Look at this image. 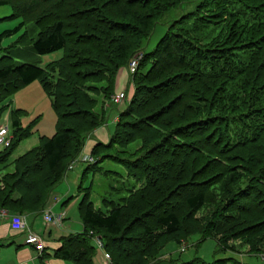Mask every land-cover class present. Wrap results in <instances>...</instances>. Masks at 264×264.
<instances>
[{
  "label": "trees",
  "instance_id": "obj_1",
  "mask_svg": "<svg viewBox=\"0 0 264 264\" xmlns=\"http://www.w3.org/2000/svg\"><path fill=\"white\" fill-rule=\"evenodd\" d=\"M174 1L0 0V6L11 8V14L0 18V21L19 19L16 26L0 29V114L10 96L38 81L50 98L56 115V131L51 137L40 136L38 144L9 160L15 145L31 135L30 128L21 125L20 116L24 110L11 109L13 132L10 144L4 148L0 147V168L3 169L0 177L1 208L10 213H28L44 209L46 201L62 181L67 164L80 152L87 135L109 119V115L105 113L108 110L106 103H111V94L116 93L114 86L119 69L127 66L135 51L139 49L135 47L146 43L163 12ZM252 1L244 0L242 5L247 10L261 11V21L242 32L250 34V41L254 42L250 48L256 47L261 54L264 53V1L257 0L259 3L256 5ZM202 2L203 0H200V7ZM192 12L187 13L185 17H194ZM31 24L38 31L36 36L27 38V28ZM171 25L151 50L144 51L132 77L131 101L126 109L120 111L109 140L106 143L98 141L92 149V154L97 159L94 164L99 160L114 161L119 164V170L113 171L114 173L130 165L132 175H127L135 181L147 176V171L156 169L157 175L162 179V186L156 185L157 180L152 176H147L146 184L142 188L136 187L138 189L134 196L132 194L135 191L126 188V195L120 196L118 201L104 197L102 200H108L106 204L110 207L106 210L95 207L87 192L90 187L85 188L77 206L84 229L80 233L63 237L61 247L55 252L56 256L73 259L79 264H92L95 247L91 244L89 232H100L103 234V247L112 258L110 264H126L128 261L132 262V259L143 264H175L176 261L171 258L163 257V249L169 243L178 244L182 240L180 237L188 236L189 233L182 235L183 217L179 210L170 205L174 203L173 198H177V202L183 203L192 212H197L208 202L215 207L210 220L203 223V229L194 232L201 235L200 241L207 238L216 239L221 251L235 249L229 244L233 236L225 229H220L228 223L236 222L231 225L229 232L236 233L237 238H240L237 233L243 229L256 233L264 227V151L261 155L255 153L248 159L238 156L240 159L237 161L245 160L246 164L240 167L237 164L230 166L237 158L231 154L232 150L248 145H253L257 150L264 149V141L261 142L264 139V126L257 129L249 118L242 117L238 120L241 115L239 113L216 111L197 98L202 93L199 87H195L196 93L193 95L197 99L194 98L193 104L185 102L181 105V100L186 99L184 96L189 98V95L180 92L165 105L160 104L156 110H152L164 98L179 89L175 81L187 77L188 82L197 79L199 73H196L195 65H205L206 60L211 57L209 50L195 49L192 46L197 56L196 61H191V56L185 61V68L180 74H176L174 79H160L163 76L162 67L158 66L160 57L165 55L167 60H170L171 50L176 51L172 43L177 33L172 30ZM19 31L21 33L15 44L2 46L4 38ZM177 42L182 44L184 50H188L187 41ZM18 43L31 46L36 55L58 50H63V54L59 59L42 67L36 63L21 61L14 56L10 47ZM238 43L240 42L232 44L236 47ZM226 55L230 57L227 53ZM258 57L256 55V58ZM177 61L182 63L184 58L181 56ZM259 63L263 66L264 59ZM208 69L206 65L205 73L209 72ZM263 71L261 70V73ZM97 77L99 78L95 79ZM104 77L107 78L105 85L102 84ZM165 86L169 89L164 90ZM189 86L192 89L193 84ZM242 103L243 101L237 106L245 108ZM221 104L223 106L225 102ZM180 105L182 111L176 112V122H173L172 118L165 119L167 113L170 114ZM189 113L194 117H186ZM246 115L242 113V116ZM192 127L197 128L190 129ZM150 128H153L152 137H155L144 144L145 149H139L133 154L126 150L120 151L119 147L131 145L138 139V135L146 133ZM157 150L159 152H156ZM161 157L167 159L154 166L149 162ZM189 158L194 159L190 164L187 163ZM200 160L204 161L201 164L203 169L196 175L193 172ZM178 161L180 170H175ZM91 165L92 163L88 162L87 166ZM165 166H168L167 176L160 171ZM220 167L224 168L220 171V176L228 174L224 180L226 185L222 187L223 194L219 199L208 200L215 184H204L197 178L210 173L212 168ZM27 177L29 180L25 182ZM174 182L177 184L172 187ZM81 185L82 182L78 186L79 189ZM200 186H203V189ZM121 202L123 206L127 205V213L134 212L129 221L126 219L128 214L125 216V211L119 206ZM150 222H153L152 225ZM171 235H176L174 240L163 241L164 237ZM246 237L252 239L253 234ZM245 242L251 245L250 240ZM221 246L224 249H221ZM230 260L231 258H222L206 262L195 256L182 264H227ZM257 264H264V259Z\"/></svg>",
  "mask_w": 264,
  "mask_h": 264
},
{
  "label": "rangeland",
  "instance_id": "obj_2",
  "mask_svg": "<svg viewBox=\"0 0 264 264\" xmlns=\"http://www.w3.org/2000/svg\"><path fill=\"white\" fill-rule=\"evenodd\" d=\"M230 1L203 0L201 4L202 7H200V0H175L170 5L171 7L169 6V8L163 12V15L155 25L152 33L149 35V39L146 40V43L144 42L141 47L139 45L135 47V49L138 47L139 49L135 51L127 66L123 68L126 71V80L124 86L122 89L116 91L124 92L125 96L120 104H117L113 101H111V103H106V107H108V110H106L105 113L109 115L110 112L109 119H107V121L99 127L107 126L110 127L111 130L113 129L114 124L119 119L120 111L126 109L127 105L131 101L133 95L132 77L137 70L138 64L143 57L144 51H149L156 45V43L171 25V23H173V25H171L172 30L177 33L172 43L176 51L171 50L170 54L172 55V58L170 60H167L165 55H162L160 57L158 66L162 67L163 72V76H161L160 79H174V77H176L175 75L178 73L180 74L182 72L181 70L185 68V61L188 60L189 57L192 56L191 61H196L197 56L195 55V51L193 50L192 46L195 49L198 48L201 50H209L208 52L211 54V57L206 60L205 65L204 63H201L202 65H200V67L198 64L195 65L197 69L196 73H199L197 79L194 78V81L188 82L187 77L182 80L179 79L178 81H175L176 86H179V89L171 93V95H169L168 97L164 98L162 102L157 104L152 110H156L160 106V104L165 105L174 96L180 94V92H185L189 95V98H187V96H184V98H186L187 100H181V105L185 104V102L193 104L195 103L194 100L199 98V100H202V102H204L205 104L211 106L212 108H215L216 111L221 110L222 112H229L230 114H232V112L241 114L238 120H241L242 117L251 119L252 123H250L253 126H256L257 129H259V126H264V71L263 73H261V70H264V65L262 66V64L259 63L262 61V59H264V53L261 52V54H259V51L256 49V47H254L253 49L250 48L251 43L254 42L250 41V34L246 35L244 32H242L245 29L249 30L250 28L254 27V25L256 26V22L261 21L259 19L261 17V11L254 12L245 9L242 5L244 0ZM233 1H235V3ZM252 3L256 5L257 3H259V1L253 0ZM191 11H193L192 14H195V16L192 17V15H188L189 17H185L187 16L186 14ZM230 12H233V14H230ZM9 14H11V8L9 6H0V18L8 16ZM18 21L19 19L0 21V29L2 30L6 28H12L17 25ZM27 31L28 33L25 37L32 38L36 36L38 30L31 24L27 28ZM20 33L21 31L10 37L4 38L2 41V46L11 45L13 43L15 44V41L17 40ZM176 39L182 40L183 42L187 41L186 44H188L189 46V51L184 50L182 44L177 42ZM233 42L240 43H238L235 47L232 44ZM10 50L12 51V54L21 61L36 63L42 67H45L51 61L59 59L63 54V50H58L49 54L36 55L31 50V46L20 43H18V45L16 46H11ZM179 53L182 54L179 55ZM226 53L230 57H228ZM256 55H258L259 57L256 58ZM181 56L184 58V61L182 63H178L177 60ZM225 56L227 57L225 58ZM133 59H136L137 64L135 71L131 73L129 65L131 63V60ZM206 65L209 67L208 73H205L204 71ZM212 65L214 66L212 67ZM98 78L99 77L95 79ZM106 79L107 78L104 77V79L102 80L103 85L107 84ZM189 84H193L192 89ZM195 87H199L202 90V93L197 98L193 95L196 93ZM163 89L165 90L169 88L165 86L163 87ZM113 94H111V97ZM241 101H243L242 104L245 108L237 106V104L241 103ZM224 102L225 105L222 106L221 103ZM4 105H6V107L0 114V125L8 126L10 136H12L13 132L10 120L11 109L24 110V112L21 113L20 116L21 125L22 127L30 128L31 131L30 136L20 140L15 145V147L12 149L9 160L14 159L15 157L25 152L27 149L38 144L40 136L51 137L55 133L56 115L51 106L50 98L43 91L38 81H34V83H32L31 85L15 92L6 100ZM181 105L176 106L175 109L170 112V114L167 113L168 115L165 117V119L172 118L174 122V116L176 115V112L182 111ZM242 113L247 115L242 116ZM186 117L193 118L194 116L193 114L189 113V115H187ZM197 127H192L190 129H195ZM96 130L98 129L91 131L87 135L82 149L73 159L69 161L62 178L63 180L67 172H72L73 175H77V180L75 182H70V190H68L69 195H67V197L65 198L67 199L69 196H75L74 198L71 197V199L73 200H70V202H66L68 217H71L72 220L78 218L76 208L78 203L82 199L85 188L87 187H90L87 192L90 195V199L94 203L95 207L101 208V210H106L110 207H108L109 204H106L108 200H102L104 197H106L107 199L111 198V200L113 201H118V198L120 196L126 195V188L133 189V192L135 191V193L132 195L134 196L136 194V190L140 187L142 188L146 184L147 178L150 176L157 180L156 185L162 186V179L159 177V175H157L156 169L150 172L147 171L149 174H147L148 177L144 176L141 177L140 181H135L133 177L128 176L129 174L132 175L130 165L125 166V169H121L122 171L114 173L113 171L119 170V164L114 161L111 162L109 160H99L98 163L94 164V162H96L97 160L92 154L94 145L98 141L106 143L109 140V137H106V139L104 138V140L97 139L98 134ZM153 132V128H150L146 133L138 135V139H136V141L131 145L119 147L120 151L126 150V152L129 151L131 154H133L139 149H145L146 147H144V144L147 142L149 143V141L152 140L153 137H155H152ZM143 138H146L147 140L143 141ZM263 141L264 139L261 140V142ZM249 146L250 145L231 151L233 152L231 154L236 155L237 158H235L233 163H230V166H235L234 164H237L240 167L246 164L245 160H243L242 162L237 161L238 159H240L238 156H241L244 159H248L250 157L252 158L255 153L261 155V152L264 151V149H254L253 145H251L250 147ZM156 152H159V150H157ZM166 159V157H161V159L157 158L156 160H149V162L153 164L152 166H154L155 164L157 165L161 160ZM191 160L192 162L194 161L193 158H189V161L187 160V163L190 164ZM88 162L92 163V165L87 166ZM179 162L180 161H178V165L175 166V170L176 168L180 170L178 168L180 164ZM203 162V160L199 161V163L196 165L197 168L193 173H196V175L200 174L201 170L203 169V165H201L203 164ZM166 167L168 166L160 169V171L163 173V175L167 176L168 169ZM223 169V167L222 169L221 167L220 169L212 168V171H210V173L200 175L197 178L199 182H204V184H207L208 182H210L211 184L213 182V185L215 184L213 190L210 191L211 193L209 194L210 196H208V200H212L211 198H213V200L219 199L223 194L222 187L226 185L224 183V180L226 176H228V174L220 176V171ZM2 170L3 169L0 168V177L3 174ZM110 172L114 174L111 175L109 174ZM189 175L187 177H189ZM28 180L29 177L25 179V182H27ZM81 182L82 185L79 189L78 186ZM62 183L66 184L65 180ZM175 183L177 184V182L172 183V187ZM136 187L138 188L136 189ZM200 187L203 189V186ZM55 188H57V186ZM51 199H54L53 192L46 201L45 206L48 205ZM177 200V198H173L172 202L174 203L170 205L173 206L174 209H177L180 213H182L180 214L183 217L182 235L186 233L189 234H187L188 236L180 237V240H182L178 244L169 243L168 245H166V247L163 249V253H165V255L163 256L164 258H171L173 261H176L175 264H182L183 262H187L193 259L195 256H199L206 262H211L215 259L231 258V260L227 264H257L261 262V259H264V227L261 228L260 231H256V233H254L255 231L252 230L245 231L243 229L237 233V235L240 236V238H237L236 233L234 234L229 232L231 225H234V223L236 222L228 223L227 226H224V228L221 227L220 229L222 231L225 229L230 236H233L232 240L229 241V244H231L235 249H233V251H221L219 250L216 239L207 238L200 241L201 235L194 232L201 228L203 229V223L210 220L211 212L215 207L207 201L208 204L204 205L200 210H198L197 212H192L188 210L183 203L177 202ZM115 203L118 202H112V204ZM120 205L125 211V216H127L128 214V217L126 219L129 221L134 216V212L129 214L127 213L129 210L125 209L127 205L123 206L122 202L119 204V206ZM71 207L72 210H70ZM45 210L46 209H43L42 213ZM54 215H61L60 220L46 223L62 227L64 220L63 214L59 213ZM143 222L146 221L143 220ZM152 223L153 222H150L151 225ZM200 223L202 224L200 225ZM89 233L91 234L90 240L95 247L94 257H96V259H99L101 262V258L103 257L105 263L110 264L112 258L110 253L103 247V234L100 232ZM251 233L253 234L252 239L247 238L246 236L251 235ZM175 236L176 235L164 237L163 241L174 240ZM244 240H250L251 245L247 244ZM258 245H261L260 248H257ZM221 249L224 248H222L221 246ZM106 254H108L109 258H105ZM126 264H143V262L139 263V261L132 259V262L128 261V263Z\"/></svg>",
  "mask_w": 264,
  "mask_h": 264
},
{
  "label": "crops",
  "instance_id": "obj_3",
  "mask_svg": "<svg viewBox=\"0 0 264 264\" xmlns=\"http://www.w3.org/2000/svg\"><path fill=\"white\" fill-rule=\"evenodd\" d=\"M125 80L126 71L123 68H120L115 82V92L123 88ZM97 129V139L101 140L109 137L113 130L107 126L99 127ZM76 178L77 175H73L72 172H67L64 179L53 191L54 199H51L48 205L44 207V209L50 210L53 214H63L64 220L62 227L46 223L42 213L43 209L41 211L28 213L8 212V216H0V264H79L73 259H66L55 255V252L61 247L63 237L68 234L80 233L84 229V225L80 220L78 208H76L78 218L72 220L71 217H68L66 207V202H70V200H73L71 197H75L69 196L65 199L67 195H69L68 190H70V182H75L77 180ZM64 180L66 184L62 183ZM70 210H72V207ZM11 214L19 215L26 228L42 237L44 248L40 253H38L31 245L24 242L26 234L25 230L13 229L10 222ZM101 260L102 262L93 256L92 264H106L103 257Z\"/></svg>",
  "mask_w": 264,
  "mask_h": 264
},
{
  "label": "built area",
  "instance_id": "obj_4",
  "mask_svg": "<svg viewBox=\"0 0 264 264\" xmlns=\"http://www.w3.org/2000/svg\"><path fill=\"white\" fill-rule=\"evenodd\" d=\"M136 59L131 60L130 63V72L133 73L135 71L136 68ZM124 92L120 91V92H116L112 95L111 97V101L115 102V103H121L123 98H124ZM10 139L11 136L9 135V128L7 125H0V147H7L10 144ZM0 216L2 217H6L8 216V212L7 210H5L4 208L0 207ZM43 217L45 222H55V221H59L61 218V215H54L50 210L46 209L43 212ZM11 226L13 227V229L16 230H25L26 234H25V239L24 242L28 245H31L35 250H37V252H41L43 250V240L42 237L29 230L28 228H26L23 220L20 218L19 215H15V214H11ZM101 246V245H100ZM105 258H109L108 254L105 255Z\"/></svg>",
  "mask_w": 264,
  "mask_h": 264
},
{
  "label": "bare ground",
  "instance_id": "obj_5",
  "mask_svg": "<svg viewBox=\"0 0 264 264\" xmlns=\"http://www.w3.org/2000/svg\"><path fill=\"white\" fill-rule=\"evenodd\" d=\"M110 100H111V99H110ZM110 100H109V101H110Z\"/></svg>",
  "mask_w": 264,
  "mask_h": 264
}]
</instances>
